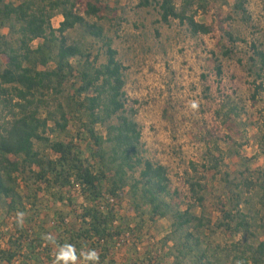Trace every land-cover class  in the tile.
Here are the masks:
<instances>
[{
  "label": "trees",
  "instance_id": "16d2710c",
  "mask_svg": "<svg viewBox=\"0 0 264 264\" xmlns=\"http://www.w3.org/2000/svg\"><path fill=\"white\" fill-rule=\"evenodd\" d=\"M213 1L141 0L139 7H156L163 24L177 21L199 36L212 31L196 18ZM233 9L250 20L247 0H235ZM58 10L63 21L56 29ZM110 11L106 0H0V31H7L0 33V264H162L151 253L147 261L140 259L146 216L154 224L172 221L162 244L175 248L173 264H187L190 257L191 264H264V240L252 232L264 228V214L245 198L260 189L264 207V172L259 181L239 183L225 173L229 198L218 204L222 217L216 223L202 180L221 172L225 157L217 148L205 153L202 179L190 181L188 193L172 188L168 169L146 157L138 102L126 91L128 68L113 39L86 21L105 19ZM78 26L102 42L104 62L69 42L66 34ZM256 56L264 64V53ZM224 109L226 120L240 115L237 105ZM74 126L77 139L91 142L88 158L69 139ZM57 135L65 138L54 139ZM260 149L264 155V135ZM122 212L135 216L136 226ZM213 227L253 241L213 249L202 238ZM126 235L131 243L117 248ZM67 246L74 258L64 261ZM92 251L98 260L87 259Z\"/></svg>",
  "mask_w": 264,
  "mask_h": 264
},
{
  "label": "rangeland",
  "instance_id": "374dc122",
  "mask_svg": "<svg viewBox=\"0 0 264 264\" xmlns=\"http://www.w3.org/2000/svg\"><path fill=\"white\" fill-rule=\"evenodd\" d=\"M234 1L215 0L210 2L208 11L198 14L197 21L212 28L209 35L193 36L177 21L163 24L159 10L140 8L141 0H106L111 11L105 19L86 17L88 23L99 25L113 39L119 59L128 68L126 91L138 102L137 122L146 157L168 169L172 188L188 193L189 182L202 179L205 153L217 150L224 155L221 172L208 181L202 180L209 188L206 196L215 223L222 217L218 204L229 198L225 173H229V181L239 183L244 178L259 181L264 172L260 149L264 91L257 90L264 86V64L256 56L257 51L264 53V0H247L249 21L234 12ZM54 15L52 22L57 29L63 17L59 10ZM66 35L71 44L84 45L104 62L102 42L92 38L85 27L78 26ZM252 58L256 64H252ZM217 67H221V74ZM228 103L240 109V115L230 120L223 116ZM77 131L74 126L69 139L78 144L83 158H88L91 142L86 137L77 139ZM262 193L256 189L245 194L246 199H253L260 217L264 214V207L259 204ZM245 208L244 205L242 209ZM120 215L130 217L136 226L135 216L128 212ZM143 221L146 229L140 241V259L147 261L152 257L160 261L161 257L162 264H173L175 248L162 244L171 233L172 221L164 219L154 224L149 216ZM252 232L258 240H264V228L255 227ZM202 238L213 249L253 241L245 234L231 236L216 227L204 231ZM126 253V258H130ZM191 259L186 263L191 264Z\"/></svg>",
  "mask_w": 264,
  "mask_h": 264
},
{
  "label": "clouds",
  "instance_id": "9594fccd",
  "mask_svg": "<svg viewBox=\"0 0 264 264\" xmlns=\"http://www.w3.org/2000/svg\"><path fill=\"white\" fill-rule=\"evenodd\" d=\"M70 258H74L73 257V249L71 246H67L65 250H62V254L60 256V259L67 261ZM87 259L91 260V261H96V260H98V256L95 253V251H92L88 254Z\"/></svg>",
  "mask_w": 264,
  "mask_h": 264
},
{
  "label": "built area",
  "instance_id": "2783aa9c",
  "mask_svg": "<svg viewBox=\"0 0 264 264\" xmlns=\"http://www.w3.org/2000/svg\"><path fill=\"white\" fill-rule=\"evenodd\" d=\"M75 192H77L78 196L81 195V188L79 187V185H75ZM83 199V198H81ZM66 225H71V220L70 219H66L65 221ZM131 236L130 235H126V237H124L123 240H119L116 243L117 248H120L122 246V244L126 243V244H130L131 243ZM74 264H80L79 262H75ZM81 264H86L85 262L81 263Z\"/></svg>",
  "mask_w": 264,
  "mask_h": 264
}]
</instances>
